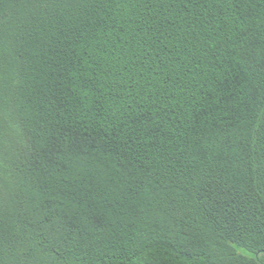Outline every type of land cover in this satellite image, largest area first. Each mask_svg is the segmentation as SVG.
Returning <instances> with one entry per match:
<instances>
[{"label":"trees","instance_id":"16d2710c","mask_svg":"<svg viewBox=\"0 0 264 264\" xmlns=\"http://www.w3.org/2000/svg\"><path fill=\"white\" fill-rule=\"evenodd\" d=\"M0 264H264V0H0Z\"/></svg>","mask_w":264,"mask_h":264}]
</instances>
